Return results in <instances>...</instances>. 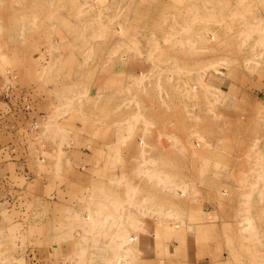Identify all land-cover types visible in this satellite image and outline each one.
<instances>
[{"label":"rangeland","instance_id":"1","mask_svg":"<svg viewBox=\"0 0 264 264\" xmlns=\"http://www.w3.org/2000/svg\"><path fill=\"white\" fill-rule=\"evenodd\" d=\"M113 261L264 264V0H0V264Z\"/></svg>","mask_w":264,"mask_h":264},{"label":"crops","instance_id":"2","mask_svg":"<svg viewBox=\"0 0 264 264\" xmlns=\"http://www.w3.org/2000/svg\"><path fill=\"white\" fill-rule=\"evenodd\" d=\"M12 102H15L17 104L16 105L17 107H20L18 105L17 100L15 101V98ZM87 139L88 137L84 134V135H78L75 138V140L72 141V144H71L72 146L70 147V149L67 150V153L64 159L65 170L69 172L68 176L66 175L65 178H67V183L70 186L69 188H67L65 184V186L60 188V190L58 189L53 192V195H55L57 198H58L57 195L64 196L63 201L65 203H67L69 199H72V200L76 199L74 204L80 210L82 209L83 206L85 207L83 203H80L81 197L83 196L86 197L87 193L92 192L93 190L92 188L94 185H102V184L107 185L108 183L112 181L113 178L117 176V175H114V172L110 170L104 172V174L101 173L102 174L101 176L98 175L100 174V171L103 172L101 168L103 166L102 164L104 163L103 162L104 159L97 158L95 160V157L93 156V154L96 153V150L91 151L92 149L86 145ZM90 139L91 138H89V140ZM94 146L98 147L99 143L96 141ZM98 167L100 169H98ZM45 177H48V175H45ZM53 177L55 178V175H53ZM75 179H78V181H75ZM69 204H72V203H69ZM173 241H174L173 242L174 244L179 245L176 238H174ZM191 241L192 243L195 242L193 240ZM154 246L156 248V244ZM156 249L154 250L155 252H156ZM197 253L198 252L196 253L193 252V254L191 255L195 258L194 260H198V262L205 261V260L207 261V260L212 259V255H203V256L201 255V257H198Z\"/></svg>","mask_w":264,"mask_h":264},{"label":"bare ground","instance_id":"3","mask_svg":"<svg viewBox=\"0 0 264 264\" xmlns=\"http://www.w3.org/2000/svg\"><path fill=\"white\" fill-rule=\"evenodd\" d=\"M214 36H215V35H214ZM88 215H89V214H88ZM86 221H88L87 218H86ZM81 222H82V221H81ZM90 223H91V222H90ZM91 224H92V223H91ZM84 225H85V223H84ZM137 240H138V239L136 238L135 241L137 242ZM120 263H121V262H120ZM120 263L118 262L117 264H120ZM112 264H114V261L112 262Z\"/></svg>","mask_w":264,"mask_h":264}]
</instances>
